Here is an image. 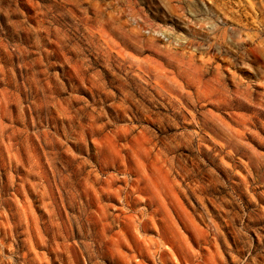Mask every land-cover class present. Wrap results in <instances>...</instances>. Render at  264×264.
Masks as SVG:
<instances>
[{
  "label": "rangeland",
  "instance_id": "374dc122",
  "mask_svg": "<svg viewBox=\"0 0 264 264\" xmlns=\"http://www.w3.org/2000/svg\"><path fill=\"white\" fill-rule=\"evenodd\" d=\"M0 264H264V0H0Z\"/></svg>",
  "mask_w": 264,
  "mask_h": 264
},
{
  "label": "bare ground",
  "instance_id": "6f19581e",
  "mask_svg": "<svg viewBox=\"0 0 264 264\" xmlns=\"http://www.w3.org/2000/svg\"><path fill=\"white\" fill-rule=\"evenodd\" d=\"M208 24V23H207ZM213 25V24H212ZM214 26V25H213ZM211 27V26H210ZM212 29V28H211Z\"/></svg>",
  "mask_w": 264,
  "mask_h": 264
}]
</instances>
